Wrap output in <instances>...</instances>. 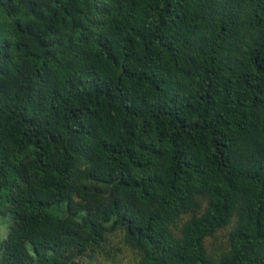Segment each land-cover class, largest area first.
Wrapping results in <instances>:
<instances>
[{
	"label": "trees",
	"instance_id": "obj_1",
	"mask_svg": "<svg viewBox=\"0 0 264 264\" xmlns=\"http://www.w3.org/2000/svg\"><path fill=\"white\" fill-rule=\"evenodd\" d=\"M0 215V264H264V0H0Z\"/></svg>",
	"mask_w": 264,
	"mask_h": 264
},
{
	"label": "rangeland",
	"instance_id": "obj_2",
	"mask_svg": "<svg viewBox=\"0 0 264 264\" xmlns=\"http://www.w3.org/2000/svg\"><path fill=\"white\" fill-rule=\"evenodd\" d=\"M7 225H8V217L7 215H0V241L5 237L6 235V230H7ZM225 230H222L218 232L215 237L214 241L213 239H205L204 244L206 248L209 250L215 251V253H218L220 248L222 247V244L225 239ZM112 242H116V238L112 239ZM126 261V259L122 260V262Z\"/></svg>",
	"mask_w": 264,
	"mask_h": 264
}]
</instances>
